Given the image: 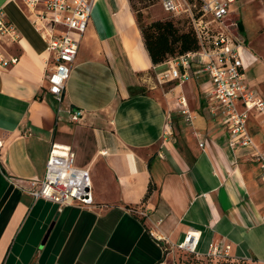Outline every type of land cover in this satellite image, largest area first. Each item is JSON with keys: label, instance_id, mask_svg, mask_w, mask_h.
Returning a JSON list of instances; mask_svg holds the SVG:
<instances>
[{"label": "crops", "instance_id": "crops-1", "mask_svg": "<svg viewBox=\"0 0 264 264\" xmlns=\"http://www.w3.org/2000/svg\"><path fill=\"white\" fill-rule=\"evenodd\" d=\"M0 9L20 34L0 43V264H168L171 246L189 231L200 236L199 255L211 243L229 244L230 256L264 264L260 163L252 147L230 146L220 108L209 107L208 75L163 82L171 88L159 95L151 73L168 62L152 63L130 1L98 0L59 112L46 89L45 38L20 0H0ZM243 60L264 103V51L247 43ZM71 108L84 110L78 121ZM247 126L264 150L263 114L252 110ZM53 142L71 145L76 165L89 169L94 207L59 210L11 182L44 178Z\"/></svg>", "mask_w": 264, "mask_h": 264}, {"label": "built area", "instance_id": "built-area-1", "mask_svg": "<svg viewBox=\"0 0 264 264\" xmlns=\"http://www.w3.org/2000/svg\"><path fill=\"white\" fill-rule=\"evenodd\" d=\"M20 1L35 28L46 40L52 63L45 77L46 89L58 102L60 112L72 65L98 0ZM236 2L237 0H161L165 11L188 18L197 36L198 48L169 59L168 67L157 71L156 78L160 83H183L193 76L208 75L211 87L207 98L211 102V111L220 108L230 146L253 148L252 154L260 163L261 178L264 180V150L257 149L247 126L252 110L260 111L264 121V103L257 98L255 90L248 83L243 60L247 43L239 17L234 15ZM19 38L18 29L0 9V43L2 40L15 42ZM1 61L4 64L9 61L15 63L18 57L2 58ZM179 104L185 122L192 124L195 115L185 96H180ZM68 112L72 121H78L84 114L81 108H71ZM170 124L169 120L166 134L172 133ZM5 143L0 137V167L4 165ZM76 157L77 153L71 145L53 142L44 178L30 179L27 185H22L17 178L11 176V182L20 185L35 199L42 198L56 203L59 210L74 204L94 207L96 203L90 171L78 167ZM130 210L134 211L133 208ZM157 239L166 240L161 236H157ZM199 242V234L189 231L181 242L171 247L199 254ZM230 249L229 244L211 243L206 255L227 257L230 256Z\"/></svg>", "mask_w": 264, "mask_h": 264}, {"label": "rangeland", "instance_id": "rangeland-1", "mask_svg": "<svg viewBox=\"0 0 264 264\" xmlns=\"http://www.w3.org/2000/svg\"><path fill=\"white\" fill-rule=\"evenodd\" d=\"M136 19L141 23H147L154 19L168 18L167 13L162 7L161 0H129ZM235 16L239 17L245 29V37L249 47L257 52L264 51V1L263 0H237L235 3ZM182 25V24H181ZM183 26V25H182ZM153 85L159 95L171 88L168 83H160L156 74L151 73ZM64 116V113H62ZM77 123V122H76ZM89 149V147L87 148ZM168 264H259L252 260L241 258H230L228 260H217L207 257V255H198L189 251L171 248Z\"/></svg>", "mask_w": 264, "mask_h": 264}, {"label": "trees", "instance_id": "trees-1", "mask_svg": "<svg viewBox=\"0 0 264 264\" xmlns=\"http://www.w3.org/2000/svg\"><path fill=\"white\" fill-rule=\"evenodd\" d=\"M137 23L145 47L152 63L155 65L198 48L197 36L186 17L175 16L174 14L169 13L168 18L154 19L147 23H141L137 18ZM240 27L242 32H244L241 20ZM139 91L140 92L138 93H145L147 90L146 88H141ZM207 257L217 260L235 258L234 256L215 257L209 255H207ZM252 261L257 262L256 260Z\"/></svg>", "mask_w": 264, "mask_h": 264}]
</instances>
